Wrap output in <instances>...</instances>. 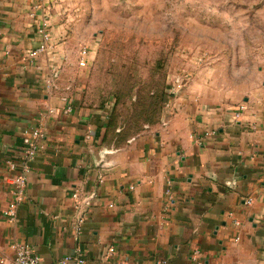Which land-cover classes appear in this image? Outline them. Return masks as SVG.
Wrapping results in <instances>:
<instances>
[{"label":"crops","instance_id":"1","mask_svg":"<svg viewBox=\"0 0 264 264\" xmlns=\"http://www.w3.org/2000/svg\"><path fill=\"white\" fill-rule=\"evenodd\" d=\"M38 3L0 0V264H14L16 242L42 264L71 255L83 264H264V63L239 99L214 100L179 79L160 121L122 139L109 103L92 95L89 64L80 66L81 50L92 62L95 46L65 3L43 0L33 19ZM21 173L25 196L11 217Z\"/></svg>","mask_w":264,"mask_h":264},{"label":"rangeland","instance_id":"2","mask_svg":"<svg viewBox=\"0 0 264 264\" xmlns=\"http://www.w3.org/2000/svg\"><path fill=\"white\" fill-rule=\"evenodd\" d=\"M60 2L95 46L92 95L109 103L122 139L160 121L179 79L214 100L239 99L264 63V0Z\"/></svg>","mask_w":264,"mask_h":264},{"label":"built area","instance_id":"3","mask_svg":"<svg viewBox=\"0 0 264 264\" xmlns=\"http://www.w3.org/2000/svg\"><path fill=\"white\" fill-rule=\"evenodd\" d=\"M36 9L30 12V16L33 19H36V10H42L44 7L43 0H39V3L35 6ZM45 16H47L45 14ZM39 31L42 33L44 40L49 39V34L47 31V23L43 22L42 25L39 26ZM46 47L44 42L38 49L31 52V55H36L38 52L43 51ZM89 50L87 47H84L81 50V61L80 66H86L89 64ZM179 81V80H178ZM168 104V102H167ZM42 133L38 130H35L31 133L28 139V146L24 151V159H23V168L27 172L29 170V161L35 156L38 146L35 143V139L39 138ZM14 166V165H12ZM13 187H14V199L10 203L9 208L7 210V214L11 217L15 215V209L17 204L24 199L25 191L27 187V176L25 173H21L12 179ZM74 197H79V192H75L73 194ZM253 199L251 197L246 201L248 204H251ZM14 248V264H42V259L39 255L35 254L32 248L26 243H18L16 242L13 245ZM113 250V249H112ZM85 258L81 255H71L65 257L60 263L61 264H83L85 262Z\"/></svg>","mask_w":264,"mask_h":264},{"label":"trees","instance_id":"4","mask_svg":"<svg viewBox=\"0 0 264 264\" xmlns=\"http://www.w3.org/2000/svg\"><path fill=\"white\" fill-rule=\"evenodd\" d=\"M111 116V115H110Z\"/></svg>","mask_w":264,"mask_h":264}]
</instances>
